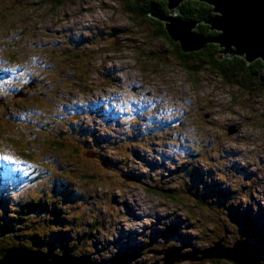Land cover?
I'll list each match as a JSON object with an SVG mask.
<instances>
[{"label":"rangeland","instance_id":"rangeland-1","mask_svg":"<svg viewBox=\"0 0 264 264\" xmlns=\"http://www.w3.org/2000/svg\"><path fill=\"white\" fill-rule=\"evenodd\" d=\"M129 1L0 0V155L19 161L0 181V249L131 264L264 250V75L246 90L185 70Z\"/></svg>","mask_w":264,"mask_h":264},{"label":"water","instance_id":"water-1","mask_svg":"<svg viewBox=\"0 0 264 264\" xmlns=\"http://www.w3.org/2000/svg\"><path fill=\"white\" fill-rule=\"evenodd\" d=\"M167 1L169 14L154 12L149 16L165 25V31L169 38L173 43L179 44L183 54L197 53L213 44L224 49L223 54H229L230 58L240 57L249 64L257 60L264 63V41L260 39L264 34V0H229L228 3H225V0ZM185 1L202 2L213 8L214 15L207 16L202 23L209 26L210 30L216 32L217 35L206 38L197 33L198 23L179 18L180 5ZM241 31L247 33L250 39L246 42H234V37ZM180 251L181 248L174 247L159 251V255H166L163 259L164 264H175L183 258L179 255ZM10 252L26 253L28 264H98L89 260H80L69 254L60 255L54 250L43 252L42 250H27L19 247H11L5 251L3 256L5 264ZM198 254H201L202 257L198 258ZM262 254L264 252H260L257 247L248 243L247 240H243L232 248H225L220 242L209 250H196V252L185 256L184 259H192V261L224 259L234 264H261L259 255ZM134 260L136 257H125L115 259L109 264H131Z\"/></svg>","mask_w":264,"mask_h":264},{"label":"trees","instance_id":"trees-1","mask_svg":"<svg viewBox=\"0 0 264 264\" xmlns=\"http://www.w3.org/2000/svg\"><path fill=\"white\" fill-rule=\"evenodd\" d=\"M126 12L131 16V18L136 17H144L147 20L158 24V31L157 34L160 38L165 39L171 45L175 46L180 53L179 63L184 67L185 70L191 71L193 67L187 64L186 59L191 58L192 60L199 61L203 63L204 68L207 70H212L213 73L218 77L221 78L223 83L227 86H231L233 84L232 79L237 81L236 84L240 85V87L248 90H257L261 88L259 86V82L262 79V75H264V63L261 60H257L252 64L247 63L243 58L234 57L230 58L229 56H225L218 45H208L203 50L197 53L192 54H183L179 44H175L169 38L167 32L165 31V25L160 22H156L151 20L150 14L154 12H160L163 14H169L168 10V1L167 0H134L129 1L126 4ZM180 15L184 21L188 22H196L198 23L197 33L203 35L204 37H213L217 35V33L212 32L209 26L203 25V20L207 16H213V8L202 2L198 1H185L180 7ZM185 60H182V59ZM135 177V176H134ZM5 229V228H4ZM3 227L0 228V232L4 231ZM7 232H10L8 228H6ZM12 247H19L23 248L24 246H17L14 245ZM11 248L10 246L4 247L0 249V256H4V253L7 249ZM27 250H36L24 247ZM260 252H264L261 248H258ZM40 250V249H38ZM66 250L63 249L61 252H55L57 254L63 255V252ZM70 251V252H69ZM48 252V251H43ZM69 255H72L71 250H67ZM72 253V254H71ZM67 254V253H66ZM73 256V255H72ZM75 257V256H74ZM125 257H130V255H126ZM125 257H118L112 258L111 260L98 264H109L115 259L125 258ZM76 258V257H75ZM80 260H89L87 258H78ZM91 261V260H89ZM94 262V261H91ZM96 263V262H95ZM262 263V262H261ZM263 264V263H262Z\"/></svg>","mask_w":264,"mask_h":264},{"label":"snow or ice","instance_id":"snow-or-ice-1","mask_svg":"<svg viewBox=\"0 0 264 264\" xmlns=\"http://www.w3.org/2000/svg\"><path fill=\"white\" fill-rule=\"evenodd\" d=\"M229 0H225L228 3ZM223 10V9H222ZM250 37L247 33L241 31L234 37V42H246ZM260 39L264 41V34ZM19 161L9 155H0V181L4 183L11 182L15 177L16 168L13 165H18ZM243 243V242H242ZM27 254L24 252H10L8 254L6 264H28ZM0 264H5V258L0 256Z\"/></svg>","mask_w":264,"mask_h":264},{"label":"flooded vegetation","instance_id":"flooded-vegetation-1","mask_svg":"<svg viewBox=\"0 0 264 264\" xmlns=\"http://www.w3.org/2000/svg\"><path fill=\"white\" fill-rule=\"evenodd\" d=\"M151 20H154V21H156V22H159V21H157V20H155V19H152L151 18ZM161 23V22H160ZM163 24V23H162ZM156 25H158V24H156ZM164 25V24H163ZM41 84V79L40 80H35V81H33V82H30L29 84H27V86H28V88H32L33 89V87H37V86H39ZM25 88V87H24ZM23 88V89H24ZM24 95H25V93H24ZM25 97H26V95H25ZM4 99H6V98H4Z\"/></svg>","mask_w":264,"mask_h":264},{"label":"bare ground","instance_id":"bare-ground-1","mask_svg":"<svg viewBox=\"0 0 264 264\" xmlns=\"http://www.w3.org/2000/svg\"><path fill=\"white\" fill-rule=\"evenodd\" d=\"M182 4H183V3H182ZM182 4H181V5H182ZM181 5H180V7H181ZM179 12H181L180 9H179Z\"/></svg>","mask_w":264,"mask_h":264}]
</instances>
